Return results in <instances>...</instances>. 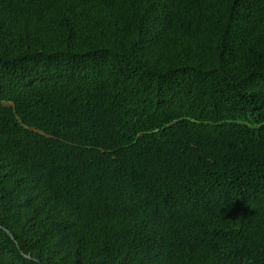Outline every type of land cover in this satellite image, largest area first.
I'll return each instance as SVG.
<instances>
[{
	"label": "trees",
	"instance_id": "obj_1",
	"mask_svg": "<svg viewBox=\"0 0 264 264\" xmlns=\"http://www.w3.org/2000/svg\"><path fill=\"white\" fill-rule=\"evenodd\" d=\"M0 264H264V0H0Z\"/></svg>",
	"mask_w": 264,
	"mask_h": 264
},
{
	"label": "water",
	"instance_id": "obj_2",
	"mask_svg": "<svg viewBox=\"0 0 264 264\" xmlns=\"http://www.w3.org/2000/svg\"><path fill=\"white\" fill-rule=\"evenodd\" d=\"M7 232H8V234L10 235V237H12V239H13L14 241H16L14 234H13L11 231H8V230H7ZM25 257H26L27 259H29V260L37 261V260H36L35 258H33L32 256L25 255Z\"/></svg>",
	"mask_w": 264,
	"mask_h": 264
}]
</instances>
